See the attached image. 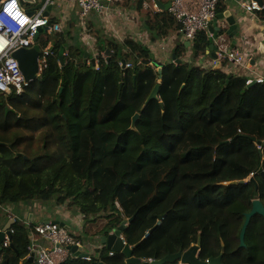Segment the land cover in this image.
Here are the masks:
<instances>
[{
    "label": "trees",
    "instance_id": "trees-1",
    "mask_svg": "<svg viewBox=\"0 0 264 264\" xmlns=\"http://www.w3.org/2000/svg\"><path fill=\"white\" fill-rule=\"evenodd\" d=\"M145 1L127 3L141 10ZM223 10L219 3L218 13ZM147 19L154 39L181 28L168 11ZM62 24V32L45 38L49 44H40L50 54L38 81L0 98V229L12 218L11 205L68 203L83 217V242L135 217L122 235L143 261L187 251L201 238V261L222 256L223 264H264V217L251 219L245 247L239 239L252 202L264 205V84L247 85L244 76L194 62L163 66L160 74L146 45L131 36L120 43L86 21L96 70L83 25L79 39L71 31L80 22L67 30ZM185 46L177 47L178 59ZM210 47L198 35L194 58ZM123 60L131 67L122 68ZM156 85L159 98L145 107ZM10 230L0 264H31L27 225L16 220ZM109 253L62 264H126L125 254Z\"/></svg>",
    "mask_w": 264,
    "mask_h": 264
},
{
    "label": "built area",
    "instance_id": "built-area-1",
    "mask_svg": "<svg viewBox=\"0 0 264 264\" xmlns=\"http://www.w3.org/2000/svg\"><path fill=\"white\" fill-rule=\"evenodd\" d=\"M122 1L124 0H67L69 4L76 5L79 9V17L84 29L83 41L87 47L93 49L95 43L93 38L89 39L91 36L86 35L87 18L92 13L108 18L115 13L116 8L113 6ZM220 1L172 0L169 12L181 26L179 32L182 38L191 46L201 34L211 41V46L215 50L210 49L203 57L208 67L216 69L218 64L221 67L231 64L238 69V76L247 78V85H252L254 82L264 84V77H255L251 57L232 46L227 34L228 23L218 20ZM38 5L41 6L38 7ZM54 5L55 0H0V98H7L15 93L21 94L31 84L25 80L13 53L21 48L31 49L39 45L38 40L43 33L51 35L62 32V21L51 24L52 16L49 9L50 7L52 9ZM242 8L247 13L263 10L256 1L243 3ZM49 54V49L45 51L41 49L40 67H42L43 56L47 57ZM98 59L99 56L95 55L88 62L92 63L96 70L99 69ZM130 67V64L126 65V68ZM27 227L31 244L30 253L26 259L34 256L36 264H62L68 258L77 257L71 250L74 246L88 255L83 258L86 261L96 256L97 251L104 250L103 248L90 251L87 247L89 245H86L80 237L82 235L75 236L60 224L49 222L28 224ZM149 235L150 233L145 238ZM122 238L124 239L123 235ZM10 242L6 237L4 243L9 245ZM109 255L113 256L114 252L110 251ZM152 261L147 260V262Z\"/></svg>",
    "mask_w": 264,
    "mask_h": 264
},
{
    "label": "crops",
    "instance_id": "crops-1",
    "mask_svg": "<svg viewBox=\"0 0 264 264\" xmlns=\"http://www.w3.org/2000/svg\"><path fill=\"white\" fill-rule=\"evenodd\" d=\"M156 1L157 0H146L143 8L141 10H137L135 7H131L129 3H127V0H124L113 6L116 10L114 14L109 15L110 17L104 18L92 13L87 18V21L90 22V29L92 30L100 29L102 26L107 28L108 30L106 32L109 34H107L106 37L118 34V37H123V39H125L127 35H130L136 41L146 45L154 58L155 64L160 63L162 64V67L170 64L179 65L181 62H194L195 65L210 69L211 67H208L209 65L204 62L203 57H200L199 59L194 58L191 45L189 47L185 46L186 50L182 53V56L179 59L177 58L175 53L177 47L181 44L186 45L187 43V41L182 38L179 29L172 30L167 36L156 39H154L151 32L146 29L148 13L156 14L163 11L169 12V10L160 9V7L156 4ZM158 1L161 4L166 5L172 0ZM252 1L253 0H233V2L230 3L228 0H221L220 4H222V8H224V10L219 12V14H222L225 11H230L232 13L238 26V34L234 38L236 41L234 46L235 48L241 50V52L245 55H249V57H251V64L256 73L255 77H264V17L260 14L264 11V6L262 11L247 13L242 8V4L250 3ZM51 16L52 18L63 21L64 23L66 22L69 26H71L72 23L78 25L80 22L78 7L76 5L69 4L67 0H55V5L51 9ZM172 17L175 20V26H178L179 24L173 15ZM228 38L231 40V44L233 46L234 40L230 37ZM173 55L176 57H173ZM159 69L162 70V68ZM159 69L157 70L158 72ZM217 70H222L226 74L232 73L235 75H237L238 71V69L231 64L220 67V69ZM34 204L35 203L19 204L15 205V208L11 205L8 207V210L9 212H14L15 209V215L13 214V216L16 220H20L25 225L60 222L61 225L69 229L75 236H78L79 234L81 235L83 231V217L76 207H70L68 203H66L65 206L63 205L64 207L61 206V208L56 206L55 209L58 211L57 215L52 211L51 207L40 205H36L34 207ZM30 215L32 216L31 219ZM9 217L11 216L9 215ZM5 226H3L0 230L4 229ZM101 239L102 238H94L87 242L84 241V243L89 245L87 247L90 251H96L103 248L107 249L106 246L101 243ZM85 250L87 251L88 249L86 248Z\"/></svg>",
    "mask_w": 264,
    "mask_h": 264
},
{
    "label": "water",
    "instance_id": "water-1",
    "mask_svg": "<svg viewBox=\"0 0 264 264\" xmlns=\"http://www.w3.org/2000/svg\"><path fill=\"white\" fill-rule=\"evenodd\" d=\"M258 3L260 7L264 6V0H253ZM228 2H233V0H228ZM156 4L160 7L162 10H169L171 6V2L163 5L161 4L158 0L156 1ZM41 5H38L40 7ZM51 11V7L49 9V12ZM48 12V14H49ZM218 20H224L228 23L229 25V30H228V36L234 40V38L238 34V26L236 24V20L233 17L232 13L230 11H225L222 14H218ZM236 44V41H233V47ZM186 46H190V43L187 42ZM214 47L211 46L210 49H213ZM215 50V48L213 49ZM110 53L107 51V56H109ZM13 57L18 61L20 70L25 77V80L27 82H36L39 79L40 73H41V67H40V57H41V47L39 45L31 48V49H26V48H21L13 53ZM90 55L89 53H85V61L87 58H89ZM173 57H176L173 55ZM215 57V55H213ZM109 60V59H108ZM64 65V58L63 56L60 58V66ZM126 61H122V68H125ZM157 66L159 68H162V64L158 63ZM221 65L218 64L216 67L217 69H220ZM159 73L161 74V69H159ZM162 78V75H160V79ZM255 84V82L253 83ZM123 83L120 85V89H122ZM185 85L181 88V91L184 89ZM159 92H160V85H156L153 91L151 92L150 96L148 97L145 107L153 100H157L159 98ZM140 118V114L136 113L134 117L132 118V125L131 129L136 130V123ZM3 144L0 143V146ZM262 176L264 177V173H262ZM253 181V180H252ZM245 183V182H241ZM233 184H236L233 183ZM260 215L264 217V205L262 202L258 199L254 200L252 202V208L249 213L245 215V222L244 225L241 229L239 239H240V246L245 247V237L247 233V229L250 225L251 219L255 215ZM32 216L30 215V219ZM165 216H159V221H163ZM135 217L123 221L122 224L120 225L119 228L113 230L108 236H104L101 239V243L106 246L107 250L112 251V252H118V253H123L126 255L127 260L126 264H176L177 262L180 264H223L222 263V256H219L217 258H209L207 261H201L199 259L200 252H201V245H202V240L199 238L198 244L193 245L190 247L187 251H180L179 253L176 254H169L165 258L161 260H153L152 262H147L143 261L142 259L136 258L133 256V248L130 247L128 244L125 243L124 239L122 238L123 232L126 230L127 226L131 224L134 221ZM16 220L13 218L8 221L6 226L4 227L3 230H0V245L5 242L6 237L8 238L9 241L12 240V232L10 228L15 224ZM49 223V222H47ZM56 224H60V222H52ZM63 226V225H62ZM157 227L152 229L150 231V234L155 231ZM72 252L75 253V255L81 259L86 258L88 255L86 253H82L81 250L77 246H74L71 248ZM29 262L31 264H36L34 256L29 258ZM98 264H105L103 262H100Z\"/></svg>",
    "mask_w": 264,
    "mask_h": 264
},
{
    "label": "rangeland",
    "instance_id": "rangeland-1",
    "mask_svg": "<svg viewBox=\"0 0 264 264\" xmlns=\"http://www.w3.org/2000/svg\"><path fill=\"white\" fill-rule=\"evenodd\" d=\"M261 15H262V12L260 13ZM262 17H264V15H262ZM80 20V19H79ZM82 21L80 20V26H74L73 28H72V34H73V37H77L78 36V38L79 39H81V34H80V31H81V29H80V27L82 26V23H81ZM65 27H66V30L67 29H69V25L68 24H65ZM100 27V26H99ZM63 29H65L64 27H63ZM98 30H100L101 31V33L103 34V35H107V34H109L108 32H106L108 29L107 28H104L103 26L100 28V29H98ZM43 35V36H42ZM41 36V38L38 40V44H39V46H40V44H41V47H45L44 46V43H46V44H49L50 43V40H48V41H46V39L45 38H47L49 35H45V33L44 34H42ZM84 35V34H83ZM115 36V37H114ZM114 36H111L110 38H112V39H115L116 41H118V42H120V43H122L123 41H124V39H123V37L122 38H120V37H118V34L116 35V34H114ZM126 36V35H125ZM130 36V35H129ZM93 37V36H92ZM127 37H128V35H127ZM50 38V37H49ZM83 38H85V37H83ZM90 40H92V38H89ZM88 39V40H89ZM78 40V39H77ZM86 41V40H85ZM75 42L76 41H74V42H72L74 45H75ZM80 42H81V40H80ZM139 42V41H138ZM140 43V42H139ZM82 44V43H81ZM83 45V44H82ZM48 45H46V47H47ZM96 45L94 44V46L92 47L93 49H89L88 51L89 52H93V54H92V58L95 56V55H97V53H96V47H95ZM45 49V48H44ZM192 50V49H191ZM193 52V51H192ZM90 55V54H89ZM35 204H34V207L36 206V205H40V206H46V207H51L52 208V211L55 213V214H57L58 215V211L55 209V205H53V204H43V203H39V202H34ZM65 206V203H63V204H60V205H58L60 208H61V206ZM63 206V207H64ZM13 207L15 208V204L13 205ZM8 210V209H7ZM9 212V211H8ZM4 213H5V209L4 208H2V209H0V216H2V215H4ZM13 214L15 215V209H14V212H9V214L8 215H10L12 218L11 219H13L14 218V216H13ZM3 220V218H1V220L0 221H2ZM82 234H83V231H82ZM81 234V235H82Z\"/></svg>",
    "mask_w": 264,
    "mask_h": 264
},
{
    "label": "clouds",
    "instance_id": "clouds-1",
    "mask_svg": "<svg viewBox=\"0 0 264 264\" xmlns=\"http://www.w3.org/2000/svg\"><path fill=\"white\" fill-rule=\"evenodd\" d=\"M91 56V55H90ZM88 59V58H87ZM127 65V64H126ZM126 65H125V69H127L126 68ZM40 77V76H39ZM255 84H257V83H255ZM252 85H254V84H252ZM251 176H254V174H252ZM15 219V218H14ZM3 230V229H2ZM180 264V263H179Z\"/></svg>",
    "mask_w": 264,
    "mask_h": 264
},
{
    "label": "snow or ice",
    "instance_id": "snow-or-ice-1",
    "mask_svg": "<svg viewBox=\"0 0 264 264\" xmlns=\"http://www.w3.org/2000/svg\"><path fill=\"white\" fill-rule=\"evenodd\" d=\"M21 22H23V21H21Z\"/></svg>",
    "mask_w": 264,
    "mask_h": 264
}]
</instances>
